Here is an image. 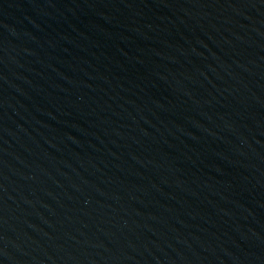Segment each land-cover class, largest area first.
I'll use <instances>...</instances> for the list:
<instances>
[{
    "label": "water",
    "instance_id": "obj_1",
    "mask_svg": "<svg viewBox=\"0 0 264 264\" xmlns=\"http://www.w3.org/2000/svg\"><path fill=\"white\" fill-rule=\"evenodd\" d=\"M0 264H264V0H0Z\"/></svg>",
    "mask_w": 264,
    "mask_h": 264
}]
</instances>
